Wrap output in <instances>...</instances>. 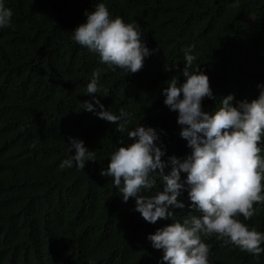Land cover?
Here are the masks:
<instances>
[{
	"label": "trees",
	"instance_id": "16d2710c",
	"mask_svg": "<svg viewBox=\"0 0 264 264\" xmlns=\"http://www.w3.org/2000/svg\"><path fill=\"white\" fill-rule=\"evenodd\" d=\"M98 2L7 0L14 14L0 28V264H160L163 252L147 237L172 218L146 221L134 210L135 198L124 201L112 177L101 175L110 153L130 139L84 109L94 69H102L103 85L95 95L117 114L121 108L134 113L129 128L141 123L165 130L162 159L190 152L178 111L162 93L172 76L186 79L187 45L197 53L192 70L200 65L209 75L216 97L204 98L206 111L229 93L256 98L264 82V0H107L113 15L140 26L154 50L127 75L72 39L86 20L84 10ZM69 136L83 139L97 161L83 170L75 164L60 169L71 155ZM178 199L185 208L174 211L182 218L191 211L186 189ZM258 206L245 222L264 231V204ZM206 242L214 264H264V253L224 245L215 235Z\"/></svg>",
	"mask_w": 264,
	"mask_h": 264
},
{
	"label": "clouds",
	"instance_id": "9594fccd",
	"mask_svg": "<svg viewBox=\"0 0 264 264\" xmlns=\"http://www.w3.org/2000/svg\"><path fill=\"white\" fill-rule=\"evenodd\" d=\"M13 14L7 0H0V28L12 23ZM84 14L85 22L71 31L74 41L97 53L100 62L113 71L119 69L127 75L143 67L145 57L154 50L135 21L113 15L107 0H99ZM194 49V44L183 49L182 75L186 79L181 82L174 75L162 89L164 103L178 111L180 135L190 148L184 157L173 154L162 159L166 154L161 139L164 129L141 123L129 128L134 113L121 108L117 114L105 107L95 95L103 88L102 69H94L86 85L90 98L84 109L113 122L130 139L110 153L101 175L112 177L124 201L135 198L134 210L146 221L172 218V223L157 227L147 237L163 252L160 264H214L211 245L206 242L213 235L224 245L238 246L256 256L264 253V231L245 222L264 204V82H258L256 98L236 99L229 93L214 111H206L204 98L216 97L209 75L199 70L200 65L192 70L197 60ZM68 141L66 150L71 155L60 162V169L75 164L83 170L88 161H97L96 151L83 139L69 136ZM182 172L186 173L183 178ZM185 189L191 211L176 218L174 209L185 208V202L178 199Z\"/></svg>",
	"mask_w": 264,
	"mask_h": 264
}]
</instances>
